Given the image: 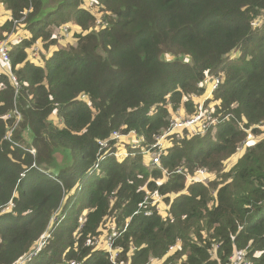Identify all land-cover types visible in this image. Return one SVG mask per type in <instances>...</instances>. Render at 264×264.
Listing matches in <instances>:
<instances>
[{"label":"trees","instance_id":"obj_1","mask_svg":"<svg viewBox=\"0 0 264 264\" xmlns=\"http://www.w3.org/2000/svg\"><path fill=\"white\" fill-rule=\"evenodd\" d=\"M92 1L99 18L82 0H0V39L21 19L30 34L8 51L17 85L0 71V264H17L47 228L24 264H229L235 249L264 264V137L223 165L247 137L240 122L255 135L264 126V0ZM70 20L79 30L63 44ZM38 38L53 47L41 63ZM182 109L199 113L197 131L150 165L145 151ZM113 131L135 133L127 156L114 139L100 146ZM200 169L216 177L186 186ZM147 193L165 216L142 204ZM111 230L115 263L95 243Z\"/></svg>","mask_w":264,"mask_h":264},{"label":"rangeland","instance_id":"obj_2","mask_svg":"<svg viewBox=\"0 0 264 264\" xmlns=\"http://www.w3.org/2000/svg\"><path fill=\"white\" fill-rule=\"evenodd\" d=\"M88 2H89V0H82V3H80V7H83L84 5L86 6V7H88ZM85 3V4H84ZM91 11H93L94 12V14H96V15H98V16H96L97 18H99L100 17V14H99V12H97L98 11V7L97 6H91L90 8H89ZM101 13V12H100ZM10 17V13H9V11H7L3 6H1V4H0V23H3L4 21L3 20H5V19H7V18H9ZM66 18H69V19H71V16H65ZM50 21H51V24L50 25H52L53 24V22H55V21H53L52 19H50ZM73 20H70V21H67V23H65V25H63V28L61 27V25H60V34L62 33L61 31H63V33H64V35H62V40H63V44H67V42H71L72 41V39H74V31H78L79 30V28L77 29L76 28V26H75V24H73ZM96 23L98 24L99 23V20H97L96 21ZM55 28H57L58 27V25L56 24L55 26H54ZM77 30H76V29ZM30 34L28 33V31H27V29H26V25H23V23H19V25L17 26V29H15V31H13L12 33L10 32L9 34H8V38H5L6 40H7V43H8V47H9V49H10V46H12V45H15L16 43H19V41L20 40H17V38L19 37L20 39L22 38H26L27 36H29ZM0 40H3V39H0ZM62 40H61V42H62ZM42 42H43V40H42V38H38L37 39V45L39 46V49L37 50V49H34L32 52H30V56H32V58H40V59H44V57L46 58V55H48V54H50V50L53 48L52 46H50L48 49H43L42 48ZM43 51V54L41 53ZM37 54V55H34V54ZM33 54V55H32ZM40 59H35L36 61L38 60V61H40ZM0 71L1 72H7L8 73V75L10 76V74H9V72H8V70H7V68H6V66H5V64L0 60ZM14 76H15V74H13ZM213 77H215V76H210V81H209V83H208V85H207V88H206V91L204 92L205 94H203V95H206V93H207V95L206 96H208L210 93V90H212L213 88H215L216 87V85H217V83H218V80H217V78H213ZM11 79V78H10ZM200 96L199 97H194V102H196V104H197V102L198 101H200ZM208 110H210V112L213 110V107L211 106V105H209L208 107H207V111ZM171 111V110H170ZM182 113H172V117H173V120L175 119V121L176 120H178V119H180L182 122H186L187 120H190V118H186V116L188 115V114H190V113H188V112H185L184 111V109H182ZM171 113V112H170ZM186 115V116H185ZM12 116H15L14 115V112H9L7 115H6V117L7 118H9L10 119V117H12ZM178 117H180V118H178ZM54 118V120L55 121H57V118L54 116L53 117ZM225 118H226V116H225ZM21 119V114H20V118H17L16 116H15V121H14V123L12 124V122H11V124L8 126V130H7V135H8V137H12L13 135H14V130L18 127V124H17V122L19 121ZM172 120V121H173ZM214 122H216V120H214ZM214 122H212V124L214 123ZM17 124V125H16ZM245 124V121L243 120L242 122H240V127L241 128H243V129H245L246 130V133H247V137L245 138V142L242 144V145H240L239 146V148H238V150H237V152L235 153V154H232V155H230L228 158H226L224 161H223V165H224V171H228L231 167H232V165L236 162V160H237V158H238V156L243 152V151H245V149H246V147L248 146V145H252V144H254L256 141H258L259 139H261V138H263L264 137V126H262V125H257L256 127H259V130H260V132L257 134V135H255V134H253L252 133V127H248V128H246L245 126H243ZM171 126H172V124H171ZM197 126H198V123H192V124H186V123H184V125L183 126H181V127H176V128H174V129H171L170 131H168L166 134H167V136H166V138H163L162 140H160V142L162 143V145H163V147H164V149H166L167 147H169L171 144H172V141L173 140H176L175 138H179V137H184L185 135L187 136V133H186V131H188L189 133L190 132H194V130H196L197 129ZM202 129V128H201ZM185 132V133H184ZM190 135V134H189ZM188 135V136H189ZM24 136H25V138L27 139L28 138V136L26 135V133H24ZM187 136V137H188ZM131 141H136V138L135 137H133V135H128V134H126V135H121L118 139H117V141H116V144L113 146L114 147V150L112 151V153H118L119 151H124L125 149L127 150V147L129 146V147H131L129 144H127V142H131ZM145 155H146V152H145ZM144 158L145 159H147V156H144ZM205 177H209L210 179H214L215 177H216V175H215V173H210L209 175H207V174H205L204 176H202L201 175V173L200 174H197L196 175V178L197 179H200V178H203V180H204V178ZM160 181H163V180H160ZM192 182V181H191ZM191 182H188L187 183V185L189 184V183H191ZM200 183H207V179L205 180V181H203V182H200ZM171 198H173V195H171L170 196V199ZM163 203H166L165 201H164V199H163V202L161 203V205H160V207H163ZM167 204V203H166ZM166 207H167V205H165ZM11 207H13V203L12 204H10L8 207H7V211H9L10 209H11ZM83 215L81 214L80 216H79V221H81L83 218ZM108 232H110V231H102V233L100 234V236L98 237L97 236V241H96V246H99V247H101V245L100 244H102V245H104V242H105V234L106 233H108ZM173 248H175L174 247V245H173ZM173 248H169V251H172L173 250ZM169 254L170 253H166L165 255H164V257L166 258L167 256H169ZM171 255V254H170ZM185 257V255H183L181 258H184ZM127 264H128V262H127Z\"/></svg>","mask_w":264,"mask_h":264},{"label":"built area","instance_id":"obj_3","mask_svg":"<svg viewBox=\"0 0 264 264\" xmlns=\"http://www.w3.org/2000/svg\"><path fill=\"white\" fill-rule=\"evenodd\" d=\"M93 5H94V2L92 0H89L88 7H86L85 5L83 7L86 8V9H89ZM21 21H22V19L20 21H18L17 23H20ZM17 40H20V38L18 37ZM8 51H9V47H8L7 40L6 39L0 40V60L5 64L7 70L9 72V74H10V78H11L12 83L17 85V79H16V77L13 75V73L10 70V66H9L10 57H9V52ZM199 102L200 101H198L197 104ZM201 102H203V101H201ZM14 115L17 118H20V113L16 109L14 110ZM178 118H180V117H178ZM187 118H190V120H187L186 122H182L180 119H178L176 121H175V119L174 120L172 119L173 121H171V123H170V125L172 124V126L169 128L168 131H170L171 129H174L176 127H181V126L184 125V123H186V124L198 123V125H199V122H198L199 113L198 114L196 113V114H194V115H192L190 117H187ZM196 131H197V129L194 130V132H196ZM166 133L163 134L162 136H160L156 140L155 144L152 145L151 148H149L148 150L145 151L146 152V156H147V162L150 165H152V166H159V164H160V156H161V154H162V152L164 150V147H163L162 143L160 142V140H162L163 138H166V136H167ZM127 134L128 135H133V137H135V133L133 131H131V132L127 133ZM121 135H126V134H121V133H119L117 131H113L108 138L99 141V144H100V146L104 147V146L107 145L109 139H114L115 140L114 141V145H115L117 139ZM6 138L7 139L9 138L7 134H6ZM135 143H136V141L127 142V144H129L131 147L135 146L136 145ZM29 151L31 153H34V150H32V149H30ZM127 154H128L127 150L125 149L124 151H119L118 153H115L114 155L119 158V157H122V156H127ZM179 171L180 170L178 169L176 172H179ZM200 173H201L202 176H204L206 174V172L204 170L200 169V170H198L195 173V175H187L186 181L187 182H191V181L203 182V178H200V179L196 178V175L200 174ZM164 174L168 177L171 173L164 170ZM162 202H163V197L162 196H160V195H151V194L147 193L144 196V200H143L142 204L146 205V204L150 203L151 205H153V204H157L158 205L159 204V206H160ZM10 204H12V203H10ZM163 204H164L163 207H160V209H161V214L163 216H165L166 212H167L168 204H166V203H163ZM165 205H167V207ZM144 213L146 215H149V214H151V210L150 209H146V211ZM47 237H49L48 228H47V230H45L43 232L41 238L38 241H36V242H34L32 244V246H31L30 250L28 251L27 255L22 257L17 262V264H24L27 259L35 256L37 254V251L40 249V247L45 245ZM116 237H117V231L111 230L110 232L105 234L104 245L100 244L101 248L105 249L109 253V256L113 260V262H114L115 256L117 255V253L119 251L113 246V242H114V239ZM96 241H97V238L95 239V243H96ZM170 248H173V246H170ZM162 260H163L162 258H156L155 257V258L151 259L146 264H161ZM70 264H78V263H76L75 261H71ZM115 264H123V263L121 262V263H115ZM229 264H249V263H248L247 257L243 254V252L238 251L237 249H235L232 252V254L230 255V257H229Z\"/></svg>","mask_w":264,"mask_h":264},{"label":"crops","instance_id":"obj_4","mask_svg":"<svg viewBox=\"0 0 264 264\" xmlns=\"http://www.w3.org/2000/svg\"><path fill=\"white\" fill-rule=\"evenodd\" d=\"M76 29V28H75ZM50 52H51V50H50ZM49 55V54H48ZM48 55H46V57L48 56ZM36 59H39V58H36ZM35 60V59H34ZM38 61V60H37ZM39 63H41L42 62V59H40V61H38ZM30 150V149H29ZM33 150V149H32Z\"/></svg>","mask_w":264,"mask_h":264},{"label":"clouds","instance_id":"obj_5","mask_svg":"<svg viewBox=\"0 0 264 264\" xmlns=\"http://www.w3.org/2000/svg\"><path fill=\"white\" fill-rule=\"evenodd\" d=\"M187 183H188V182H186V186H188V185H189V184L187 185Z\"/></svg>","mask_w":264,"mask_h":264}]
</instances>
